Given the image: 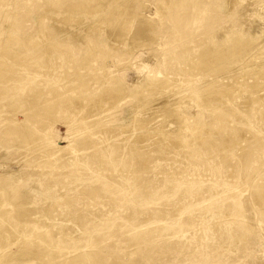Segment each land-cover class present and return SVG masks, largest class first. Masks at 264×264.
Returning <instances> with one entry per match:
<instances>
[{
  "label": "rangeland",
  "instance_id": "rangeland-1",
  "mask_svg": "<svg viewBox=\"0 0 264 264\" xmlns=\"http://www.w3.org/2000/svg\"><path fill=\"white\" fill-rule=\"evenodd\" d=\"M80 1L0 0V14L8 10L0 16V47L17 50L12 58L6 50L0 64V225L17 235L0 242V264L59 256L90 263L92 252L113 264L115 256L129 261L136 242L159 246L133 264H264V196L254 190V180L264 181V77H225L248 68L246 53L216 65L186 61L209 42L222 49L227 30L242 28L251 47L263 45L264 0H240L231 13L224 0H190L171 17L161 14L163 0H135L159 29L153 41L135 44L132 58L124 54L128 40L94 48L110 43L105 27L91 24L104 14L73 11ZM70 13L81 20L67 22ZM94 67L125 82L117 102L88 105L117 85L89 77ZM255 84L263 90L249 95ZM220 86L226 90L210 98ZM250 96L258 99L246 103ZM164 98L190 116L183 127L164 109L154 113ZM23 247L40 249L42 259L14 258Z\"/></svg>",
  "mask_w": 264,
  "mask_h": 264
},
{
  "label": "bare ground",
  "instance_id": "bare-ground-1",
  "mask_svg": "<svg viewBox=\"0 0 264 264\" xmlns=\"http://www.w3.org/2000/svg\"><path fill=\"white\" fill-rule=\"evenodd\" d=\"M134 1L135 0H114V1L106 4V3H104L105 0H81L80 2L71 3L72 8H73V11L82 12V10H83L85 12H98V11L101 10L103 12V14H104L103 17H102V19L101 18H96V20L95 21H92L91 24H92V27H95L97 25H101L102 24L105 27V32L107 34V37L110 39V43L105 42L104 43V46H99V45L98 46H95L93 44L95 47L91 45L90 48H89L90 51L93 49V47L96 50H99V49L103 50L104 48H106V47L108 48L109 46L111 48L112 47L117 48L118 46L119 47L122 46L128 40L129 47L127 46L128 48H126L124 50V54L127 55L128 57L132 58V57H134L137 54V49L135 47V44L139 43V41L147 42L148 40L153 41L155 39V35L153 34L154 33L153 30H155V28H158L159 27L158 24H157L158 27L156 26V23H158V22H156V20L154 21V19H153L154 17L151 18L152 17L151 16L152 14L150 15L151 16L150 17V16L147 15V13L145 14V13L139 11V7L141 8V6L137 7V9L135 10L136 6H134L135 5V2ZM189 1L190 0H163V4H164V6L166 8H163V12L161 14H164V17L165 16L166 17L167 16L168 17H171V14L173 13V11L177 7H181L182 5L188 3ZM50 2H51V0H50ZM52 3H56V2H52ZM224 3H225V6L224 7L227 9L228 12L231 13L232 8H234V6H235L236 3H240V0H224ZM158 5H160V4L158 3ZM159 7H161V6H159ZM147 8H149V7L147 6ZM145 9H146V7H145ZM149 9H147V10H149ZM160 9H162V8H160ZM150 10L148 11V13L150 12ZM246 10H247V8H246ZM246 10H244V11H246ZM7 11L8 10H5L4 12H1L0 16L3 15V14L6 15ZM154 12H155V14H157V9L154 10ZM159 13H160V10H158V14ZM162 16L163 15H161V17ZM158 17H160V15ZM81 18L82 17L80 15L73 14V13H70V14H68V15L65 16V20L67 22H69V23L79 22L81 20ZM165 26H166V24H165ZM87 28H89V26L86 27V29ZM243 30L244 29L241 28L239 31L231 32V34L229 33L230 30H227L228 31V35H230V37L228 38V36H226L227 38L225 37V39H219V42H218L219 45H222V49H215V48L212 49L209 44L212 45L213 44V41L212 42H209V44H208L207 42L210 41V40H207V42H206V39L200 40L199 38H197L198 39V42H199V40H200L201 43L206 42L207 45H208V47L206 46L207 48L206 47L205 48H202L199 51H195L193 49L194 50L193 53H190L189 52L190 54L188 53V55H186V57L189 56L188 57V60H186L187 58L186 59L185 58L182 59L183 57H181V56L178 59H179V61L182 59V62L180 61L181 63H183L184 60L189 61L188 63H191L192 62V64H194L195 61H196V63L199 62V61H202V62L203 61H206V63L209 64V65H216L217 63H220V62H223V61H226V60H228V61L231 60V59H234L235 60V58H237V57L239 58V57L242 56V54L244 55V53H246L247 54V57H248V64H246L245 66H243V68L244 67H246V68L248 67V68L245 69V70L243 69V71H239V72H237V70H239V68L238 69L237 68H234L233 70H229L230 73H228L227 75H225V77H227L228 75L231 76V77L236 76L237 78H234V79L235 80H239V75H241V78L244 79V82L245 83L248 82L247 81L248 78H252L253 80L256 81V80H258V78L264 77V63L261 64V65H258L261 61L264 62V44L263 45L261 44L260 46L258 45V46L251 47V44H248V39L249 38L248 37H244L242 35V31ZM222 32H223V30H222ZM7 33H9V32H7ZM7 33H6V36L7 37H5V39H7V40H8V38L11 39L12 38V35L11 34H8L7 35ZM144 37H146V38H144ZM1 39H4V38H1ZM226 39L229 40V42H228V43H230L229 46L223 45V44H226L225 43V40ZM253 39H254V37H253ZM84 40H87V39H84ZM84 40H82V41L84 42ZM4 41H6V40H4ZM249 42H250V40H249ZM181 46H182V49L185 47V45H183V43H181ZM179 48H181V47H179ZM179 48H176V49L173 48V50L171 49L173 52L176 51V54H175L176 57L178 56L177 55V52H178V49ZM8 49L9 50H12L11 51L12 55H10L11 53L9 54V56L11 58L14 57L13 53H17V50L16 49L15 50L14 49H10L8 46H4V45L1 46L0 47V64L2 63V61H1V55L4 54L5 51L8 50ZM190 50H192L191 49V46H190ZM190 50H188V51H190ZM255 50H256V52H255ZM150 54H152V51H151ZM154 54H153V56H155ZM178 59H177V61H178ZM147 60H149V59H147ZM147 60H146V62H148ZM151 60L152 59H150L149 61H151ZM138 62L140 63V61H138ZM139 63H138V65H139ZM142 63H143V61H142ZM152 67H154V66H152ZM249 67H251V68H249ZM241 68L242 67H240V69ZM94 69H95V71H93V73H89V77H94V78H96L99 81H100V79L102 81L103 78L106 79L105 81H107V80L109 81V80L115 79L114 82H115V84L117 82V85L116 86H113V87H109L108 89L105 88V89H107L105 92L100 90L99 96H96V99L93 100V101H91V102H89L88 105L97 104V105H100L101 106L102 105V102L104 100H107L110 97H113L114 99H116L118 97V95H120L124 90L127 89L126 84L123 81V79L120 78L118 75H116V73H114V74L107 73V70L106 69H103L102 72H104V70H105V72H104V75H103L104 77L102 78L101 76H98L99 75V71L101 70V67H94ZM153 69L154 68H152L149 71L145 72V75H143V76L144 77H147L148 75H150L152 73V70ZM220 69H221V67H220ZM224 69L225 68L223 67L221 69V71H224ZM0 72H2V69H0ZM209 72H211V71H209ZM212 73H215V71H212L211 74ZM138 77L141 78L142 75H140ZM228 78H230V77H228ZM155 80H157V79H155ZM217 80H219V79H216V81ZM225 80H228V79H225ZM223 81H224V79H223ZM228 82H229V80H228ZM228 82L224 83L225 85H222V86L229 85ZM208 83L210 84L211 82H208ZM215 84L216 83H214L213 85H215ZM105 86H107V85L105 84ZM206 87H207V89L211 88V86L210 87L206 86ZM225 90H226V88L225 89H222L221 86H220V89H218V90L215 89V88H213L211 90V92L214 91V93L213 94H210L212 96L210 98L217 99V96L219 95V93H222ZM260 90L261 91L263 90L261 86H258V85L254 86L253 85V88L252 89L248 88L247 92L249 93V95H254V93H256L257 91H260ZM170 91L172 92V94L169 93ZM170 91L168 92L170 95H173L176 92V90H174L175 91L174 93H173L172 90H170ZM103 93H105V94L102 95V97H100V95L103 94ZM177 93H176V95H177ZM263 96L264 95L260 96L259 98H262ZM169 97H171V96H169ZM88 98L90 99V96H88ZM251 99H253L255 101V99H258V98H257V96H254V97H251L250 96L247 100H245L246 103L250 102ZM176 101L177 102L179 101V98L178 97L176 98ZM176 101H174V102H176ZM114 102H117V99L114 100ZM88 105H87V108L89 107ZM113 105L114 104H111V107L110 108H112ZM157 108H159L160 111L164 109V111H165L164 113H165V115H167V117H169V116L176 117V120H177L176 125L179 128H181V126L183 127V125H185L184 122H183V120H182V118L184 119L186 117L187 120H190L189 119L190 116H187L184 112H180L181 111V109H180L181 107H179L178 103L173 104V101L171 100V98H168V99H165L164 98V101H162L161 104L160 103L154 104L152 106V109L154 110V113L155 114H158L157 113L158 111H156ZM105 110H109V108H106ZM101 111H104V108H102ZM133 120L135 121L134 118H133ZM164 124H163V126H164ZM170 132L171 131H165V134L166 135H170ZM160 136H159V139H162V138H160ZM161 137H164V136H161ZM170 138H171V136H170ZM172 138H173V136H172ZM173 140H176V137ZM199 140L202 142L203 141V138H200L199 137ZM175 144H178V143H175ZM240 152L245 153L246 150L243 149ZM161 181H163V180H161ZM254 181H255V183H254V187H255L254 190H256L258 192V195H260L261 197L264 196V181H263V179H257V180H254ZM147 183H149V182H147ZM256 191H255V194H256ZM258 199H259V201H262V199H260V197ZM258 199L256 198L254 201L256 202V201H258ZM260 206H261L260 207L261 208V214H263L264 213V202H262ZM10 232L13 233L11 227H8V225H6V224L5 225L4 224L0 225V242H2V241L8 242L7 238H9V241L10 240H14L15 236H17V235H15V234L12 235ZM10 244H9V246H10ZM135 245H136V247L134 246V243H133L132 246H134L135 248L132 249V251L130 250L128 252L130 254V256H131L129 261H123L118 256H115V258L113 259V264H133V262L135 261L134 258L137 256V254L142 253L144 251H147L149 249H152L153 247L159 246V244L156 243V244H151V245L148 244L147 246L144 244L145 247H139L138 246L139 244L137 245V242L135 243ZM40 246H41V248L42 247L43 248L46 247V245H40ZM34 248H32V247H28V248L27 247H23V250L19 251L21 255L18 257L17 253L13 252L12 253V254H14L13 257L14 258H22V259L24 257H26V258L30 257L32 259L33 258L34 259L36 258L35 260H39L38 259V256H39L42 259V257L38 253L40 251V249H37L36 247H34ZM5 251H6V253H5L6 255L7 254H11V253H9L8 248H5ZM0 252H2V251H0ZM55 253L56 252H54L53 254H55ZM92 254L93 255H97V256L94 257L93 261H91L90 263L89 262H86V261H82V264H87V263L88 264H103L102 259L101 258L99 259V254L98 253H95L94 254L92 252ZM4 256L3 255H0V262H3V260H1V258L4 257ZM73 257H75V256H73ZM61 258L62 257H60V256L59 257H53V258H49V261H48V259L47 260H44L43 259L39 263L40 264H46V263L50 262L51 260L53 261L55 259H58L57 260L58 262L56 261V262H54V264H74L72 262L74 259L71 260V259H67V258H62V260L63 259H67V260L66 261L65 260L61 261L60 260ZM69 258H72V257H69ZM59 260L61 262H59ZM8 262H10V261H5V263H7V264H8Z\"/></svg>",
  "mask_w": 264,
  "mask_h": 264
}]
</instances>
